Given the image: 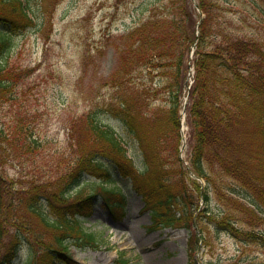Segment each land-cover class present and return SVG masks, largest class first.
<instances>
[{
  "label": "trees",
  "instance_id": "trees-1",
  "mask_svg": "<svg viewBox=\"0 0 264 264\" xmlns=\"http://www.w3.org/2000/svg\"><path fill=\"white\" fill-rule=\"evenodd\" d=\"M254 1L264 8V0ZM195 3L202 19L192 0H169L167 10L154 9L130 34L125 57L110 74L111 91L105 102V113L120 123L125 137L93 116L86 121V141L105 146L111 154L101 156L94 148L83 152L60 176L56 191L47 190L46 184L36 185L38 191L25 200L18 191V204L45 233L30 234L16 219L15 229L8 234L6 224L11 223L4 217L15 205L4 202L7 186L0 175V264H12L18 257L22 231L30 236L22 264H79L72 259L70 247L96 249L99 244L98 236L88 232L80 218L90 215L99 201L112 216L125 214L124 190L113 183L117 178L129 181L126 187L140 196L151 213V228L187 230L188 264H197L198 243H205L196 211L198 199L209 203V192L225 211L206 216L238 241L264 247V236L239 226L262 221L255 206L264 215V44L232 30L226 14L234 11V3L228 7L217 0ZM31 23L24 0H0V97L12 85L7 79L11 74L2 64L11 46L8 33ZM190 68L192 84L187 89ZM186 95L188 154L183 160L180 128ZM127 139L142 156L140 170L127 155ZM25 147L34 151L39 144L29 139ZM189 171L204 180L203 188ZM88 183L99 190L84 193L82 187ZM240 196L258 204L250 200L247 206Z\"/></svg>",
  "mask_w": 264,
  "mask_h": 264
},
{
  "label": "rangeland",
  "instance_id": "rangeland-1",
  "mask_svg": "<svg viewBox=\"0 0 264 264\" xmlns=\"http://www.w3.org/2000/svg\"><path fill=\"white\" fill-rule=\"evenodd\" d=\"M217 1L227 7L234 3V11L226 14L233 31L239 30L264 44V8L260 4L254 0ZM168 2L24 0L32 23L8 33L11 46L2 57L5 70L11 74L7 79L12 84L0 97V130L4 132L0 135V175L9 188L3 198L4 202L11 200L15 205L4 217V221L11 223L6 224L8 234L15 229L12 221L16 219L30 234L33 230L45 233L33 215L23 211L24 205L18 204L19 190L24 200L30 192L38 191L41 184L56 191L60 176L73 167L83 152L94 148L101 156L111 154L105 146L86 141L89 116L125 137L120 123L105 113L111 91L107 83L125 57L124 50L132 42L130 34L154 9L167 10ZM184 132L187 137V126ZM29 139L38 143L39 148L29 151L25 147ZM127 140V155L136 168H141L142 156L136 144ZM187 154L185 144L182 157L187 159ZM113 183L124 190L125 214L112 216L101 201L97 202L90 215L81 217L80 222L88 232L98 236L99 244L96 249L70 247L72 259L79 264H188V232L184 228H151V213L140 196L126 187L129 181L117 178ZM96 187L99 190L88 183L82 191L90 193ZM261 188L264 189V182ZM209 197L207 205L198 199L196 211L205 238V243L197 248L198 264H264L262 245L238 241L206 216L225 211L224 204L213 193L209 192ZM240 197L247 206L250 200L256 201L254 197ZM254 208L262 221L239 226L264 236V215ZM230 212L241 218L237 212ZM27 232L21 233L22 247L12 264H22L28 256Z\"/></svg>",
  "mask_w": 264,
  "mask_h": 264
}]
</instances>
